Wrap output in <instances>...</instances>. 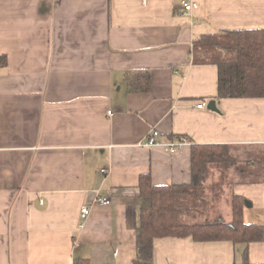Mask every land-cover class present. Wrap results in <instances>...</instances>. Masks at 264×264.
<instances>
[{
    "label": "crops",
    "instance_id": "crops-1",
    "mask_svg": "<svg viewBox=\"0 0 264 264\" xmlns=\"http://www.w3.org/2000/svg\"><path fill=\"white\" fill-rule=\"evenodd\" d=\"M193 1L186 12L182 0H0V264H137L140 178L191 185L193 144L229 146L258 171L264 98H218V68L195 65L192 49L264 29V0ZM145 71L150 90L132 92L127 74ZM154 130L191 144L145 147ZM232 169L218 213L203 214L231 222L240 196L262 239H156L151 264H264V179Z\"/></svg>",
    "mask_w": 264,
    "mask_h": 264
},
{
    "label": "trees",
    "instance_id": "trees-1",
    "mask_svg": "<svg viewBox=\"0 0 264 264\" xmlns=\"http://www.w3.org/2000/svg\"><path fill=\"white\" fill-rule=\"evenodd\" d=\"M192 57L195 65L218 68V98H264V29L223 30L202 35L193 43ZM126 79L132 92H148L151 88L149 71L128 73ZM230 150L226 145L193 144L191 185L157 186L149 174L140 178L137 264L152 263L156 239L191 237L196 242L231 241L246 245L262 239V229L245 222V200L240 196L231 198V222L220 216L192 223L183 220L187 214L203 216L208 196L206 182L212 165H219L225 171L235 168L244 182L264 179V160L257 164L258 171H251L247 166H238Z\"/></svg>",
    "mask_w": 264,
    "mask_h": 264
},
{
    "label": "built area",
    "instance_id": "built-area-1",
    "mask_svg": "<svg viewBox=\"0 0 264 264\" xmlns=\"http://www.w3.org/2000/svg\"><path fill=\"white\" fill-rule=\"evenodd\" d=\"M182 6L186 12L192 11L196 4L193 0H182ZM205 107V104H200L198 108L202 109ZM108 115H111V112L108 113ZM190 141L186 137H181L176 140H164L161 138V133L158 130L152 131L144 143L145 147L153 148V149H161L169 154H176L182 147L186 145H190ZM102 172H106L103 170ZM95 203L101 206H110L111 201L108 198L99 197L96 198ZM90 207L89 206H83L81 210V217L82 219H85L90 214Z\"/></svg>",
    "mask_w": 264,
    "mask_h": 264
},
{
    "label": "rangeland",
    "instance_id": "rangeland-1",
    "mask_svg": "<svg viewBox=\"0 0 264 264\" xmlns=\"http://www.w3.org/2000/svg\"><path fill=\"white\" fill-rule=\"evenodd\" d=\"M230 154L237 159L235 156H238L236 152L231 149ZM239 159V158H238ZM237 159V161H238ZM241 167V166H240ZM235 171L234 169H229L227 172L225 170L221 169L219 165H212L210 167V174L206 182V188L208 196H206V206L205 211L208 210L209 213L212 215L215 213H218L215 209L216 207H210V204L215 201L214 199H218L220 197V194L224 192L225 186L229 185L232 180V175H234ZM220 181V182H219ZM214 203V202H213ZM203 216L199 214H187V216L183 217V220L186 223H192V222H199L201 220L206 219V214H203ZM217 218V217H216ZM215 219V218H214Z\"/></svg>",
    "mask_w": 264,
    "mask_h": 264
},
{
    "label": "water",
    "instance_id": "water-1",
    "mask_svg": "<svg viewBox=\"0 0 264 264\" xmlns=\"http://www.w3.org/2000/svg\"><path fill=\"white\" fill-rule=\"evenodd\" d=\"M208 109H209V110H212V111H216V102H215V101H211V102L208 104Z\"/></svg>",
    "mask_w": 264,
    "mask_h": 264
}]
</instances>
